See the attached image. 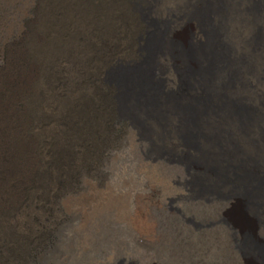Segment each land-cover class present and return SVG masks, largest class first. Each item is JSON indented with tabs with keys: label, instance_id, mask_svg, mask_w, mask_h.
I'll return each instance as SVG.
<instances>
[{
	"label": "rangeland",
	"instance_id": "rangeland-1",
	"mask_svg": "<svg viewBox=\"0 0 264 264\" xmlns=\"http://www.w3.org/2000/svg\"><path fill=\"white\" fill-rule=\"evenodd\" d=\"M209 1L0 0V264H252L248 248L264 254L242 234L264 239V184L249 210L236 177L201 191L203 170L182 156L196 122L231 125L243 146L233 162L264 181V51L247 44H264V0H211L237 62L231 86L211 95L258 107L246 134L228 111L192 117L164 95L158 110L132 113L146 123L136 126L108 74L140 60L150 35L157 75L189 103L202 92L190 83L209 51L198 26Z\"/></svg>",
	"mask_w": 264,
	"mask_h": 264
},
{
	"label": "water",
	"instance_id": "water-1",
	"mask_svg": "<svg viewBox=\"0 0 264 264\" xmlns=\"http://www.w3.org/2000/svg\"><path fill=\"white\" fill-rule=\"evenodd\" d=\"M144 40L142 50L145 53L140 60L133 63H119L108 71L110 80L115 83L118 89V110L121 114L129 115L132 118V113L137 111H156L163 104L158 95H164L167 101L170 99L176 100V108L192 117L209 110L215 112L228 111L235 118V128L245 134L253 127V123L258 121L256 118L259 113L258 107L247 100L242 101L239 98L225 96V99L221 102L214 101L211 95L212 91L202 83L204 78L218 75L220 69L215 64L205 69L193 70V80L190 86L194 88L198 85L202 92L193 95L192 100L187 104L180 102L178 93L168 90L165 79L157 75L158 64L155 62L151 64L147 34ZM233 77H235V74L231 75V78ZM133 122L136 126L146 124L143 121L134 119ZM221 125L212 126L213 129L209 131L201 127L199 122H196L195 126L198 129L196 133L184 137V144L189 146L191 150L183 152V158L188 164L195 165L203 170V173L197 179L201 191L213 192L220 184L232 182L233 178L245 175L243 160L239 163L233 162L234 156L243 153V146L235 137L234 127ZM259 127L261 128L260 135L264 138V126L259 124ZM159 149L165 151L163 146ZM209 177H213L212 180ZM232 210L233 208L230 209V213ZM242 234L243 242L246 238H250L256 248L264 250V239L260 236L254 235V233L246 234L242 232ZM244 250L242 252L247 255Z\"/></svg>",
	"mask_w": 264,
	"mask_h": 264
},
{
	"label": "bare ground",
	"instance_id": "bare-ground-1",
	"mask_svg": "<svg viewBox=\"0 0 264 264\" xmlns=\"http://www.w3.org/2000/svg\"><path fill=\"white\" fill-rule=\"evenodd\" d=\"M205 3L206 0H203ZM205 6V5H204ZM209 9H205L206 12L204 15H206L204 18L205 20L201 21V18L198 19L199 23V29L200 32L208 39V54H205L202 57V63H203V69L215 64L216 66H219V73L215 77H207L203 80V85L209 89L213 88L214 90L221 91L222 88L225 86H231L232 80L231 75L234 74V71L236 69L237 62L232 59V56H230V50L227 49L223 44L222 34L220 31L221 28V17L223 18L224 13L222 10V6L218 4V2H211L209 1ZM202 10V9H201ZM200 15V14H199ZM198 15V16H199ZM197 16V17H198ZM251 16L253 17V21L260 22V19L263 17V14H261L258 11L252 12ZM207 18V22H206ZM257 22H255L257 24ZM260 26V25H259ZM149 42H150V35ZM260 41V35H257V37L252 41H249L247 44L251 47V49H258L264 51V44H261ZM158 49V48H157ZM156 52V51H155ZM154 52V53H155ZM262 53V52H261ZM163 55L164 58H168L169 54L166 51L165 52H157L155 55ZM168 54V55H167ZM158 55V56H159ZM166 55V56H165ZM222 56V57H220ZM217 91V92H218ZM219 95V94H218ZM191 129V127H189ZM238 180V188L239 193L238 195V202L244 203V202H250L248 204V209H253V204L256 203V197L254 194H252L251 189H255L256 185L259 183L264 184L263 180H258L260 177L258 174H253L252 172L245 173L244 176L236 177ZM262 178V177H261ZM249 252V258L252 262V264H259L258 260L264 261V254L259 255L255 253L254 250H251V248H248Z\"/></svg>",
	"mask_w": 264,
	"mask_h": 264
},
{
	"label": "flooded vegetation",
	"instance_id": "flooded-vegetation-1",
	"mask_svg": "<svg viewBox=\"0 0 264 264\" xmlns=\"http://www.w3.org/2000/svg\"><path fill=\"white\" fill-rule=\"evenodd\" d=\"M198 179V178H197ZM170 211H172V212H176V213H178V214H180V215H182L183 214V210L181 209V208H174V207H170V209H169ZM184 216V215H183ZM186 222L187 223H189V224H192L196 229H198V228H209V227H212L215 223L214 222H211V223H209V224H207V225H205V226H203L201 223H196L195 222V220L194 219H192V218H189V219H187L186 220ZM222 222H225V221H220L219 223H222ZM118 264H124V261H121V262H119ZM129 264H139V263H137V262H130Z\"/></svg>",
	"mask_w": 264,
	"mask_h": 264
}]
</instances>
